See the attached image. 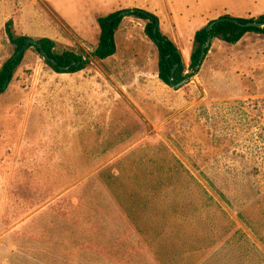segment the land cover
<instances>
[{
	"label": "rangeland",
	"instance_id": "rangeland-1",
	"mask_svg": "<svg viewBox=\"0 0 264 264\" xmlns=\"http://www.w3.org/2000/svg\"><path fill=\"white\" fill-rule=\"evenodd\" d=\"M82 1H53L59 14L49 0H0V68L15 51L10 19L91 62L59 74L32 48L0 95V264H264V34L213 40L178 89L130 14L117 52L93 57L100 28ZM102 1L157 15L187 67L200 27L264 13V0ZM134 200L160 225L149 236L164 228L180 245L137 244Z\"/></svg>",
	"mask_w": 264,
	"mask_h": 264
},
{
	"label": "trees",
	"instance_id": "trees-1",
	"mask_svg": "<svg viewBox=\"0 0 264 264\" xmlns=\"http://www.w3.org/2000/svg\"><path fill=\"white\" fill-rule=\"evenodd\" d=\"M132 10L133 12L130 14L131 16L146 21L145 34L155 43L158 50V78L168 86H171L172 83H180L186 77L191 78L199 72L200 67L202 66V61L200 60L202 47L207 43L211 35L213 36V40L219 39L226 43L236 44L248 33L264 34V26L241 27L230 21L216 24L211 32H208L206 26H204L198 29L195 33L190 55V64L187 67L184 63L183 54L180 48L162 31L159 17L144 9L134 8ZM121 11L122 10L114 11L98 18L100 36L97 47L92 53L93 57L99 60H106L117 52L115 37L125 18L124 16H120ZM224 17L231 16L225 15ZM238 20L243 23L258 22L264 24V13L257 18L239 17ZM13 24L12 19L6 23V34L10 43L14 46L15 51L0 68V95L8 88L14 78L15 72L25 63L28 51L32 48L38 51V53L45 59L49 68L55 73L75 74L86 70L90 65V59L83 54H79L73 50L58 51L56 41L48 37L38 39L41 48L33 44L28 45L26 40L28 36L17 35L13 30ZM157 24H159V27L157 33H155L154 29ZM209 51L210 48L206 49L205 56ZM176 64H178V67L175 72L172 73ZM117 181L118 180L115 179V184ZM163 184L164 183L160 184V190L162 189ZM222 198L225 199L226 197L223 195ZM131 205L134 210L124 216V219L129 225H131L128 229L130 236L135 235L138 237L137 244H143L149 240L153 243H160V241H163L164 239H170L173 244L180 245L179 240L181 237L178 234L172 235V233H169L168 231L166 232L164 228L157 231L155 235L149 236V233L146 232L143 227L148 223L156 228L160 227V225L155 224L153 221L151 222L152 216L150 215V210L142 208V206L138 205L135 200L131 202ZM166 219L173 220V217H167ZM237 232H239V238H242L243 233L239 230Z\"/></svg>",
	"mask_w": 264,
	"mask_h": 264
},
{
	"label": "water",
	"instance_id": "water-1",
	"mask_svg": "<svg viewBox=\"0 0 264 264\" xmlns=\"http://www.w3.org/2000/svg\"><path fill=\"white\" fill-rule=\"evenodd\" d=\"M133 12L132 9H128V10H123L120 12V16H124V15H127V14H131ZM224 21H230V22H233V23H236L238 25H240L241 27H263L264 24L263 23H258V22H247V23H243V22H240L238 20V18H234V17H224V16H221L219 18H216L214 20H212L211 22H209L208 25H206V30L208 32H211V30L213 29V27L220 23V22H224ZM158 27H159V24L156 25L155 29H154V32L157 33V30H158ZM27 43L28 45L29 44H33L39 48H41V44L39 43L38 40H33V39H29L27 38ZM212 41H213V36L211 35L207 41V43H205L202 47V54H201V58L200 60L203 62L204 59H205V51L206 49L210 48L211 45H212ZM46 55V54H45ZM47 58V56H46ZM53 62H55L54 60H52ZM178 67V64L175 65L174 69L172 70V73L175 72L176 68ZM189 77H186L183 81H181L180 83H172L171 86L174 87V88H180L182 87L183 85H185L186 83L189 82Z\"/></svg>",
	"mask_w": 264,
	"mask_h": 264
},
{
	"label": "crops",
	"instance_id": "crops-1",
	"mask_svg": "<svg viewBox=\"0 0 264 264\" xmlns=\"http://www.w3.org/2000/svg\"><path fill=\"white\" fill-rule=\"evenodd\" d=\"M53 1L55 0H49V2H51L52 4H50L51 6H53V8H55V4L53 3ZM58 5V4H57ZM59 5L62 6V4L59 2ZM115 4L112 3V2H109L108 5H104V2L102 0H83L82 1V9L83 11L86 12V17L88 18H92L94 17L95 18V21H97L98 23V18L100 17V12L102 10L103 7H107L108 9H113L111 10V12L109 13H112L114 12V6ZM127 7V6H126ZM56 12L60 14V12L55 8ZM99 11V12H98ZM218 17V15H215L214 18ZM70 25V24H69ZM72 26V25H70ZM73 27V26H72ZM204 27V26H203ZM74 28V27H73ZM76 28V27H75ZM202 28V27H200ZM199 28V29H200ZM77 29V28H76ZM78 31V30H77Z\"/></svg>",
	"mask_w": 264,
	"mask_h": 264
}]
</instances>
